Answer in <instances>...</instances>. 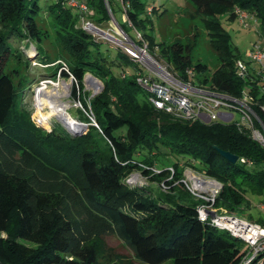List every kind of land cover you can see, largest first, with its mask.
I'll list each match as a JSON object with an SVG mask.
<instances>
[{"label":"trees","instance_id":"obj_1","mask_svg":"<svg viewBox=\"0 0 264 264\" xmlns=\"http://www.w3.org/2000/svg\"><path fill=\"white\" fill-rule=\"evenodd\" d=\"M66 1L0 0V233L14 216L11 237L0 236V264H236L242 242L200 222L198 201L181 183L166 181L169 190L158 189L168 171L156 168L161 164L157 154L195 159L197 164L190 159L172 163L173 179L181 177L182 165L216 179L221 188L213 207L241 215L249 208L247 190L264 194V149L244 128L176 118L155 108L148 101L151 93L135 81L141 67L118 46L113 57L103 54L97 45L104 40L81 28L76 9ZM82 1L92 9L90 19L107 28L102 0ZM122 1L127 2L126 22L118 25L126 34L134 29L140 36L135 42H144L148 53L178 77L186 80L189 68L197 85L239 92L233 62L242 55L230 44L218 16L234 19L237 7L259 18L264 31V0H187L202 18L207 47L217 59L209 74L204 63L192 62L189 43L158 42L150 32L138 30L146 29L145 22L151 29L142 0ZM155 10L151 6L152 14ZM42 13L52 23L62 59L53 60L40 46L47 36ZM28 46L35 62L51 68L41 78H53L58 70L62 77L72 75V98L83 114H92L95 125L70 132L53 119L44 130L29 119L21 103L37 79L25 52ZM128 65L133 73L124 71ZM85 73L102 84L90 98L82 90ZM216 148L248 162L231 163ZM152 167L158 171L151 172ZM132 171L149 185L129 186L125 178ZM112 236L122 240L126 253L109 245Z\"/></svg>","mask_w":264,"mask_h":264},{"label":"built area","instance_id":"obj_2","mask_svg":"<svg viewBox=\"0 0 264 264\" xmlns=\"http://www.w3.org/2000/svg\"><path fill=\"white\" fill-rule=\"evenodd\" d=\"M119 2L122 11H124L123 1L119 0ZM66 4L76 9L82 29L95 39L114 43L141 67L142 71L135 73V81L151 93L148 96V101L155 108L176 118H190L203 123L232 124L238 129L244 128L250 138L264 149V124L260 118V115L264 117V37L262 45L254 43L242 57L234 60L233 71L241 81V87L237 94H231L212 86L204 87L193 83L192 71L189 68L185 69L186 80L178 77L166 63L160 64L155 57L148 53L144 42L141 44L135 42L140 39L135 30L134 38L127 35L130 38L128 42L115 29L112 31L116 36L109 32V28H107L108 30L100 28L88 18L92 15V9L82 0H67ZM145 11L147 15H150L151 6H147ZM233 11L238 22L246 26L248 17L252 15L237 7H234ZM55 76H60L59 70ZM60 78L68 80L72 87L74 79L70 73L67 77L60 76ZM51 79H46L44 83H49ZM91 80L89 82L91 85H99L97 78L92 77ZM234 111L239 113L238 123L231 121ZM85 115L88 122L75 120L76 123L82 125L78 132H84L87 123L95 125L92 114L85 112ZM236 160L240 163L248 162L244 157ZM166 169L167 176L156 184L161 192L169 190L166 181H170L171 185L181 183L183 188L198 201L195 212L196 218L200 222H208L217 229L226 230L242 242L240 256L236 264H264V226L236 213L214 208L212 204L221 188L219 181L200 173L191 166H184L181 177L176 180L172 177V167L168 166ZM150 170L151 172L158 171L154 167ZM125 182L129 186L148 184L146 177L138 171L129 173ZM260 208L264 210V202L260 203Z\"/></svg>","mask_w":264,"mask_h":264},{"label":"rangeland","instance_id":"obj_3","mask_svg":"<svg viewBox=\"0 0 264 264\" xmlns=\"http://www.w3.org/2000/svg\"><path fill=\"white\" fill-rule=\"evenodd\" d=\"M142 1L146 7L155 6L156 10L153 14L151 13V15H149V19L151 21V29H147V25L149 24L148 22H145L144 24L146 29L138 30L142 32H150L155 41L158 42H171L172 40L177 39L181 43H189V45L191 46L190 54L192 62L200 61L204 63L207 67L206 74H209L216 66L217 59L215 54L207 47V34L203 28V21L202 18L196 15V13L194 12V7L189 4L187 0ZM126 4L127 2H123V6L125 7L124 11H122V6L119 0H102V5L105 10L106 16L109 18L107 22V28H109V32L116 36V34L112 31L115 29L121 36L124 37L125 41L129 42L130 38H134V29L128 28V34H126L124 30L118 25L124 19H126V16L124 15ZM42 16L45 20L42 22V25L46 28L47 36L40 43V46L53 60L56 61L58 59H62L61 57L64 56V53L58 39L54 34L52 23L44 13H42ZM88 18L91 17L88 16ZM218 19L222 24L224 30L228 34L230 44L236 47L242 56L246 52V50L249 49L254 43L262 45L264 31H262L260 26L258 25L259 18L249 16L246 26L239 23L237 18L227 19L226 15H219ZM130 25L131 24L128 22V26ZM103 28L104 30H108L106 27ZM127 35H129L130 38L127 37ZM114 46L116 47L114 43L106 42V40H99V43L97 45L98 49L103 54L110 57H113L115 55L116 48ZM33 51L34 50L31 46L25 48V52L29 55L31 72L37 79V81H35L31 85L29 94L27 93L24 99H22L21 103V107L27 113L29 119L33 120L36 125L40 126L44 130H47L49 128L51 120H58L56 119L57 117L52 114L47 104V101L45 99V94L47 93H55L60 95L59 99L67 104L66 112L70 115L73 121L79 120L80 118L78 117V115L80 114H82L83 117H86V115L83 114V108L81 104H79L76 99L72 98L71 84H69L68 80L60 78V76H55L54 78L49 80V83H44V81H46V79L50 77L41 78L40 75L41 73H45L46 70H51V68L41 66L37 62H35L32 54ZM157 61L160 64H165V62L161 60ZM124 71L127 73H133L134 69L131 65H128L124 66ZM119 72V69H114V73ZM92 77L94 76H92L90 73H85L82 79V90L88 95L89 98L98 93L102 88V84L99 79H97L99 81L98 86H93L89 83ZM239 117V113L234 111L231 121L238 123ZM162 149L163 148L160 147V150ZM157 158L160 160L161 164H157L156 168L161 166H163V168H166L174 162H177L179 165H181V163L187 159H190L192 160V162L197 164V161L195 159H192V157H190L189 155L157 154ZM146 183H148L147 185H149V181L147 179ZM245 197L249 202V208L245 209L242 212L241 216L247 219L261 222L264 226V210L260 208V203L264 202V194L247 190ZM13 226L14 216H12V218L10 219L6 230L0 233V236L4 240H8L11 237ZM107 241L109 245L113 246L116 252L126 253V248L121 239L112 236L109 237ZM21 242L25 244H31L24 240H21ZM162 264H170V260H167Z\"/></svg>","mask_w":264,"mask_h":264},{"label":"bare ground","instance_id":"obj_4","mask_svg":"<svg viewBox=\"0 0 264 264\" xmlns=\"http://www.w3.org/2000/svg\"><path fill=\"white\" fill-rule=\"evenodd\" d=\"M91 81L92 80H90L89 82ZM45 96V99L52 114L58 119H60L61 123L68 130H70L71 132H78L82 125L75 123V121L71 119L70 115L66 112L67 104L59 99L60 95L55 93H47L45 94Z\"/></svg>","mask_w":264,"mask_h":264},{"label":"water","instance_id":"obj_5","mask_svg":"<svg viewBox=\"0 0 264 264\" xmlns=\"http://www.w3.org/2000/svg\"><path fill=\"white\" fill-rule=\"evenodd\" d=\"M56 117V116H55ZM58 119V118H56ZM58 121H60V119H58ZM61 122V121H60ZM67 129V128H66ZM68 130V129H67ZM70 131V130H69ZM71 132V131H70ZM216 151L217 153L222 157L224 158L225 160L231 162V163H234L237 159L236 155L232 154V153H229L228 151H224V150H221L219 148H216Z\"/></svg>","mask_w":264,"mask_h":264}]
</instances>
